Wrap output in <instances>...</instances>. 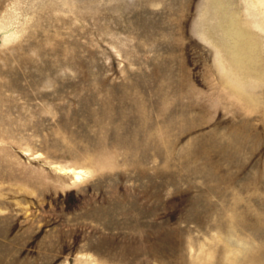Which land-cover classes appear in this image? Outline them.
<instances>
[{
    "label": "rangeland",
    "instance_id": "rangeland-1",
    "mask_svg": "<svg viewBox=\"0 0 264 264\" xmlns=\"http://www.w3.org/2000/svg\"><path fill=\"white\" fill-rule=\"evenodd\" d=\"M0 264H264V0H0Z\"/></svg>",
    "mask_w": 264,
    "mask_h": 264
},
{
    "label": "bare ground",
    "instance_id": "bare-ground-1",
    "mask_svg": "<svg viewBox=\"0 0 264 264\" xmlns=\"http://www.w3.org/2000/svg\"><path fill=\"white\" fill-rule=\"evenodd\" d=\"M215 1V0H214ZM218 4H219V2H218ZM237 31V30H236ZM74 173V176H75V179H80L81 178V175L83 174V173H85L83 170H78V171H74L73 172Z\"/></svg>",
    "mask_w": 264,
    "mask_h": 264
},
{
    "label": "water",
    "instance_id": "water-1",
    "mask_svg": "<svg viewBox=\"0 0 264 264\" xmlns=\"http://www.w3.org/2000/svg\"><path fill=\"white\" fill-rule=\"evenodd\" d=\"M242 23L245 25V27H248V22L246 21V20H242ZM237 24H239L237 21H236V23H235V25H237ZM237 27H238V25H237ZM237 29V32H242L243 33V30L241 29V28H236Z\"/></svg>",
    "mask_w": 264,
    "mask_h": 264
}]
</instances>
